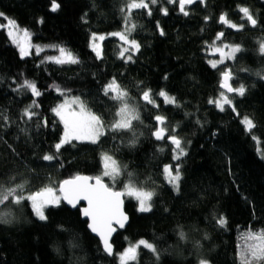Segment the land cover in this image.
Returning <instances> with one entry per match:
<instances>
[{"label": "trees", "instance_id": "trees-1", "mask_svg": "<svg viewBox=\"0 0 264 264\" xmlns=\"http://www.w3.org/2000/svg\"><path fill=\"white\" fill-rule=\"evenodd\" d=\"M56 3L59 8L52 11V0H0V12L27 29L33 42L66 46L80 61L42 63L45 52L22 58L1 25L6 17H0V185L25 183V195L46 186L58 189L62 181L79 174L100 176L107 153L121 170L115 180L103 177L107 185L123 191L131 178L138 188L155 193L152 211H138V202L125 196L130 222L115 235V254L110 257L80 209L62 202L47 207V220L41 221L29 201L16 205L10 198L0 205V215L10 221H0V264H120L117 254L141 239L156 246L159 259L141 247L138 264H198L200 259L241 264L245 234L264 229V157L259 153V145L264 148V53L259 50L264 42V0H203L186 6L187 16L179 11L178 0H157L150 5L151 16L133 10L129 26L136 28L130 38L140 48L131 61L121 58L123 43L114 36L104 39L100 58L91 47L93 33L124 30L121 9L127 0ZM242 7L257 20L255 27L239 11ZM222 14L243 28L222 24ZM220 32L224 36L217 40ZM216 41L242 50L234 60L213 68L208 50ZM228 69L234 88L243 84L246 92L230 95L234 110L225 105L221 111L215 101L225 93L222 72ZM113 79L128 93L140 120L133 121L132 130H108L96 144L72 141L56 153L54 145L63 133L52 111L63 100L57 88L78 96L107 127L117 119L119 107L103 92ZM24 80L35 82L42 95L33 97L20 88ZM148 89L158 108L142 101ZM161 90L175 97L176 104L165 103L157 95ZM33 99L39 107L31 109L37 115L28 120L23 112ZM156 115L164 116L168 134L181 140L186 155L179 160L173 159L175 146L167 136L157 140L152 135L158 127ZM244 117L255 124L251 132ZM46 154L57 158L45 161ZM177 164L179 192L163 173L165 165L175 170ZM221 217L227 221L224 227L217 223Z\"/></svg>", "mask_w": 264, "mask_h": 264}, {"label": "snow or ice", "instance_id": "snow-or-ice-1", "mask_svg": "<svg viewBox=\"0 0 264 264\" xmlns=\"http://www.w3.org/2000/svg\"><path fill=\"white\" fill-rule=\"evenodd\" d=\"M177 0H168V3H176ZM197 0H178L179 11L183 15L187 16L189 13L186 11V6L196 3ZM203 3V0H200ZM157 0H127L126 8L121 9L125 13V26L123 31L113 32L110 35L118 37V39L123 42L120 56L125 58V53H129L127 60H132V54L139 51L140 45L135 39H129L131 33L135 30L136 25L131 24L129 26V21L133 10H146V14L151 16L152 11L150 5H155ZM59 8V4L56 3V0H52V11H56ZM164 15L168 14L167 8L161 9ZM239 11L243 14V17L247 22L255 27L257 25V20L253 17L252 13L247 7H242ZM207 19V18H206ZM43 22L42 20L40 21ZM220 22L230 28L241 30L243 25H236L231 23L227 19V14H222L220 17ZM9 30L8 36L11 39V42L17 45L21 57L29 56L32 54V50H35V54L39 55L45 50L44 47L40 45H32L30 43L31 34L27 29L22 30L23 39L20 38L19 33L15 31L18 28L15 21L9 20ZM163 35V30L160 32ZM224 36L223 32L218 33L217 40H221ZM106 37L103 35L97 36L92 34V43L91 47L96 53L97 57L100 58L102 51L100 45L96 41H103ZM127 45V47L123 46ZM56 47L59 55L56 56H46L41 61L42 63L52 62L60 65L64 64H78L80 63L79 58L74 56L69 50L64 47ZM227 49V51H226ZM242 49L240 46H233L229 44H221V46L215 48V52L219 53L220 59L217 61H210L211 66L216 68L219 64H223L226 60H234L236 54ZM259 50L261 53H264V42H261ZM260 75V73H257ZM233 78L231 70H226L222 72V83L221 88L226 89L228 93H236L239 96H244L246 88L243 84H240L239 87L233 88L230 84V80ZM261 78H264L262 76ZM20 88L26 89L31 92L33 97H39L42 93L38 90L35 82L24 80L20 85ZM17 89V91L20 90ZM60 95H64V91L57 88ZM103 92L105 96H108L111 100L118 102V111L116 112V117L114 121L105 126V122L100 115L93 113L88 110L84 102L80 101L78 97L73 98L72 100H65L63 103L59 104L57 107L53 108L55 116L59 118L60 123L63 125V133L61 139L58 143L54 145L56 153H59V150L66 144H71L72 141H88L93 144H96L100 141V138L107 134L108 130L113 132L121 130H132L133 121H139L140 115L139 111L131 106L128 99V93L121 89L120 85L113 79L107 85L104 86ZM159 97L164 99V102L167 104H176L175 97H170L165 91L161 90L157 94ZM142 101L146 102L148 105L153 107H159L155 99L152 96L151 89L143 91L141 95ZM209 103H213L212 100ZM216 106L223 111L225 105H228L233 108L234 105L232 100L224 93L221 92L220 98L215 101ZM75 105L76 107H72ZM178 106V105H177ZM39 104L36 99H33L32 103L24 109L23 116L28 120H31L33 116L37 113L33 112L32 108H38ZM154 119L158 122V127L152 133V135L157 140H164L165 136L168 137L169 142L174 145L173 151L176 153L173 156L174 160H179L181 156L186 155L184 149L181 147V140L177 138L175 134H168L166 127V118L162 115H156ZM44 125H47L45 120ZM243 123L246 127V130L251 132L255 127L254 122L245 117ZM253 140H256L259 143V140L256 136L253 135ZM163 151V148L160 149ZM264 157V153H261ZM57 157L53 154H46L42 157L45 161H52ZM103 160V176L110 177L113 180L120 174V168L117 162L109 155L104 154L102 157ZM165 179L168 184L179 192L180 188V166L177 165L175 172H173L171 165H165L163 169ZM94 181V182H93ZM25 183H18L14 186L5 188L3 185H0V205H3L10 198L12 202L16 205L21 204L23 201L27 200L30 202V207L34 215L41 221L47 220L45 215V209L49 206H59L61 200L67 201L68 204L76 207V205L84 200L87 202V207L82 209V214L85 217L90 218L89 228L92 232L96 233L103 244V250L108 254H113V246L111 244V237L113 232L116 231V228L113 225H118L120 228L125 226V223L128 220L127 215L123 211V200L122 197L125 195L134 198L138 202V211L140 212H150L152 211L151 201L155 195L152 191H145L141 188H138L131 180L125 185L123 191H114L107 184L103 182L102 176H81L77 175L71 179H66L57 188L52 186H46L39 191L30 192L27 195L25 192ZM0 221L8 223L10 221L4 219L0 215ZM217 223L224 227L227 223L226 219L221 217L218 219ZM183 236V233H181ZM244 239L246 241L245 246L242 247L240 251V262L241 264H261L264 261V229L259 230H249ZM143 247L150 250L156 257L159 259V252L156 246L153 243H150L147 240L141 239L135 244H130L123 252L118 253V259L120 264H138V250ZM198 264H210V261L206 259H200Z\"/></svg>", "mask_w": 264, "mask_h": 264}, {"label": "rangeland", "instance_id": "rangeland-1", "mask_svg": "<svg viewBox=\"0 0 264 264\" xmlns=\"http://www.w3.org/2000/svg\"><path fill=\"white\" fill-rule=\"evenodd\" d=\"M6 17V16H4V14L3 13H1L0 12V17ZM9 20H12L11 18H8V17H6V21L4 22V23H1V25L2 26H4L6 29H7V31L9 30V24H8V22H9ZM12 21H14V20H12ZM16 25H18L17 23H16ZM22 30H23V28H21L19 25H18V28H16L15 29V31L17 32V33H19V35H20V38L21 39H23V35H22ZM114 32H119V31H114ZM111 33H113V32H110V33H93V34H96L97 36H100V35H103V36H105L106 38L107 37H109V36H111L110 34ZM116 38H118V37H116ZM129 39H131L130 37H129ZM104 41V40H103ZM103 41H96L99 45H100V48H101V51H102V55H103ZM137 41V40H136ZM138 42V41H137ZM30 43L32 44V45H40V46H42V47H44L45 48V50L43 51V52H45L46 53V56H56V55H59V52H58V50H57V48L56 47H51V46H59V47H64L65 49H67V50H69L74 56H76L75 55V53L73 52V51H71L70 49H68L66 46H63V45H57V44H41V43H35V42H33V40H32V36H31V40H30ZM91 43H92V39H91ZM123 43V42H122ZM216 44H213V45H211L210 46V48H209V50H208V53H209V55H210V57H209V59H208V61H209V63H210V61H217V60H219L220 59V56H219V53H216L215 52V48L216 47H219V46H221V43H219V41H216L215 42ZM223 44H227V43H223ZM230 45V44H229ZM17 46V45H16ZM123 46H125V47H127V45H123ZM234 46V45H233ZM226 51H227V49H226ZM43 52H41V53H43ZM35 53V50L33 49L32 50V54H34ZM31 54V55H32ZM133 54H136V52L135 53H133ZM101 55V56H102ZM129 55V53H125V57L127 58V56ZM30 56V55H29ZM77 57V56H76ZM225 62H227V60L225 61ZM224 62V63H225ZM211 64V63H210ZM219 65H221V64H219ZM218 65V66H219ZM229 70V69H228ZM63 91H64V95H62L63 96V100L61 101V102H59V104H61V103H63L65 100H72L73 98H76V97H78V96H75V95H73V94H71V92L68 90V89H62ZM225 94L230 98L231 96L229 95V94H227L226 92H225ZM79 98V97H78ZM80 99V98H79ZM81 101V100H80ZM58 104V105H59ZM57 105V106H58ZM56 106V107H57ZM72 107H76L75 105H71ZM87 108V107H86ZM88 109V108H87ZM89 110V109H88ZM94 113V112H93ZM96 114V113H95ZM245 118V117H244ZM243 118V119H244ZM243 119H242V121H243ZM260 144V143H259ZM259 153H260V155H261V153H264V148H262L260 145H259ZM104 154H107V153H104ZM103 154V155H104ZM107 155H109V154H107ZM109 156H111V155H109ZM262 156V155H261ZM112 157V156H111ZM113 158V157H112ZM114 159V158H113ZM115 160V159H114ZM116 161V160H115ZM178 165V164H177ZM176 165V166H177ZM173 169V172H175V170H174V168H172ZM103 174V173H102ZM100 175V176H102V179H103V175ZM146 191V190H145ZM57 194H59V192H58V189H57ZM126 196V195H125ZM62 203V200L60 201V204ZM59 204V205H60ZM138 207H139V205H138ZM45 215H46V212H45ZM129 247V246H128ZM127 248V247H126ZM125 248V249H126ZM124 249V250H125ZM123 250V251H124ZM140 250V249H139ZM139 250H138V253H139ZM123 251H121V252H123ZM121 252H119V253H121ZM117 259H118V256H117ZM118 261H119V259H118ZM211 264V263H210Z\"/></svg>", "mask_w": 264, "mask_h": 264}, {"label": "water", "instance_id": "water-1", "mask_svg": "<svg viewBox=\"0 0 264 264\" xmlns=\"http://www.w3.org/2000/svg\"><path fill=\"white\" fill-rule=\"evenodd\" d=\"M198 2H200V0H197V2L196 3H198ZM195 4V3H194ZM193 5V4H192ZM230 84H231V86L234 88V86H233V84L231 83V80H230ZM223 89V88H222ZM226 93H228L227 91H226V89H223ZM229 95H233L234 93H228ZM79 175H81V176H90V175H88V174H79ZM75 177V176H74ZM92 177V176H91ZM71 178H73V177H71ZM71 178H67V179H71ZM66 180V179H65ZM94 182V181H93ZM103 182L105 183V184H107L106 183V181L103 179ZM111 188V187H110ZM114 190V189H113ZM114 191H118V190H114ZM122 200H123V211H124V213L127 215V217H128V220H127V222L125 223V226L123 227V228H120L118 225H113V227H115L116 228V231L115 232H113V234H112V237H111V244H112V246H113V254L112 255H109L110 257H112V256H114V254H115V249H114V245H113V239H114V237H115V235L117 234V232L119 231V230H125L126 229V227L129 225V222H130V214L127 212V210H126V198H125V196L124 197H122ZM62 202L65 204V205H67L68 207H70V208H72V209H80V211H81V214H82V209L84 208V207H87V202L86 201H84V200H81L77 205H76V207H73L72 205H70V204H68L67 203V201H65V200H62ZM82 217L84 218V219H86L87 221H88V226H89V224H90V218H88V217H85V216H83V214H82ZM90 229V228H89ZM90 231H91V229H90ZM92 232V231H91ZM99 240H100V242H101V244H102V241H101V239H100V237L96 234V233H94V232H92ZM102 247H103V244H102Z\"/></svg>", "mask_w": 264, "mask_h": 264}, {"label": "flooded vegetation", "instance_id": "flooded-vegetation-1", "mask_svg": "<svg viewBox=\"0 0 264 264\" xmlns=\"http://www.w3.org/2000/svg\"><path fill=\"white\" fill-rule=\"evenodd\" d=\"M228 61V60H227Z\"/></svg>", "mask_w": 264, "mask_h": 264}]
</instances>
